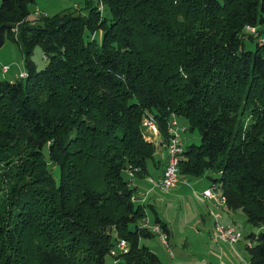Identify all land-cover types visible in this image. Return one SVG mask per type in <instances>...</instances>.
I'll list each match as a JSON object with an SVG mask.
<instances>
[{"label":"trees","instance_id":"1","mask_svg":"<svg viewBox=\"0 0 264 264\" xmlns=\"http://www.w3.org/2000/svg\"><path fill=\"white\" fill-rule=\"evenodd\" d=\"M33 1L0 0V46L26 73L0 78V264H160L130 183L155 164L142 118L165 147L170 112L199 137L179 180L215 173L224 208L261 229L247 264H264V0H84L29 18Z\"/></svg>","mask_w":264,"mask_h":264},{"label":"rangeland","instance_id":"2","mask_svg":"<svg viewBox=\"0 0 264 264\" xmlns=\"http://www.w3.org/2000/svg\"><path fill=\"white\" fill-rule=\"evenodd\" d=\"M83 1L84 0H34L33 3L28 6L30 13L29 18L41 14L50 16L65 9L72 10L78 7L81 8ZM95 1L96 0H92L93 3H95ZM260 28L264 29V23L260 25ZM95 38L98 40L97 36H95ZM29 59L34 64L36 70L40 69L45 64V59L38 45L32 48ZM3 65L7 66V71L2 73L0 70L1 79H7L13 74H16L14 77L16 78L20 71H25L22 52L18 45L12 40H5L0 46V69ZM177 122L180 128L186 127L184 120L181 118H178ZM179 139L184 147L192 143H199L196 130H189L188 128L179 131ZM214 176H216L215 173L205 171L200 177L180 179L175 187L167 191L168 194L166 197L169 201H166L167 199L165 197V200L163 199V201L159 202L160 204L156 205L155 209L159 216L165 218L171 228L168 250L160 244L158 238L155 236L140 238L139 243L147 246L154 252L160 264H169L170 262L191 264L199 256L205 254L208 247L213 248L219 244L210 240L211 217L209 214L218 215V220L223 222L220 219V209L224 206H214L211 204L213 208L210 209L209 214L206 213L203 208V202L206 200L200 196L202 190L196 188V184L198 185L201 183L205 184V186L208 185L210 182L209 178ZM147 192L148 191H141L139 194H145L146 198ZM233 213L234 226L241 232V239L232 245L220 242L223 246V250L227 251L226 256L223 255L220 259L217 255H210L207 261L208 263L206 264H247L248 255L245 244H247V242L251 244L255 242V239L250 240L248 235H257L261 229L248 224L241 210L238 209ZM145 215L147 218L153 219V214L146 206V203ZM201 218L203 222L198 223L197 221H200ZM168 251L171 253L170 257ZM197 261L200 262L198 264H204L201 263L202 260L200 259Z\"/></svg>","mask_w":264,"mask_h":264},{"label":"built area","instance_id":"3","mask_svg":"<svg viewBox=\"0 0 264 264\" xmlns=\"http://www.w3.org/2000/svg\"><path fill=\"white\" fill-rule=\"evenodd\" d=\"M98 10H101V3L98 2ZM248 31H253L252 27H246ZM2 71L7 70V66H1ZM26 73L24 70L17 74L18 78H24ZM142 128L148 129L153 133H157L156 125L151 117H143L141 120ZM178 126L177 117L173 112H170L165 124V132L167 134V141L165 145V163L163 165L160 176L153 178L146 176L145 179L151 185L152 188H156L162 192H167L170 188L175 187L179 182L178 176V159L179 154L182 151V142L179 139V131L182 130ZM129 177H132V172H127ZM200 196L211 201L214 206H222L225 203V198L219 191L217 184L211 183L207 188L203 189ZM131 201L139 204L145 203V194H137L131 196ZM213 217L212 235L211 239L214 242H222L228 245L237 243L241 237V232L231 224H225L218 220V215L211 214ZM140 226L148 229L150 232L156 235L159 242L163 247L168 248V240L165 232L160 228L158 223H148V219L145 215L140 222ZM249 245V244H248ZM127 250V243L123 239L118 240L115 245L109 250V255L114 256L116 253H125ZM109 264V263H107Z\"/></svg>","mask_w":264,"mask_h":264},{"label":"crops","instance_id":"4","mask_svg":"<svg viewBox=\"0 0 264 264\" xmlns=\"http://www.w3.org/2000/svg\"><path fill=\"white\" fill-rule=\"evenodd\" d=\"M1 70V69H0ZM7 71V70H6ZM6 71H2V73H5ZM13 76V77H12ZM16 76V74L11 75V77L9 76V78H7L8 80H12L14 79V77ZM142 136L146 141L152 142L155 145V150H154V160H155V164H152V166H149V174L147 176H151L153 178H156L158 176H160L162 169H163V165L165 163V147L164 145L160 144L161 141V137L159 136L158 133H153L148 129L143 128L142 129ZM145 177H134L132 179V182L130 183V187L133 188V195H137L139 193H141V191H148L147 192V196H146V206L151 210L152 214L155 213L156 216L159 217L160 221L165 225V234L167 236V240L169 243V239L171 237V228L169 226V223L166 221L165 218H162L159 216L158 212L156 211L155 207L157 204H160V201H163V199L165 200V197L167 196L168 192H162L156 188H152L151 185L149 183H147V181L145 180ZM198 181V180H196ZM212 182L210 181L208 185L205 186V184H196V188L203 190L205 188H207ZM195 186V185H194ZM173 188V187H172ZM150 189V190H149ZM171 189V188H170ZM166 201H169V199L166 197ZM205 200V199H204ZM144 203V205H145ZM211 201L206 200L203 202V208L205 209L206 213H210V209L213 208L211 205ZM233 215L234 213L231 211H227L224 207L220 209V219L221 221H223V223L226 224H231L234 225L233 222ZM209 216L211 217V226H210V240L211 239V235H212V224H213V217L209 214ZM148 219V223L152 224L154 223V219ZM198 223L203 222L202 218L200 221H197ZM154 236L156 237V235L154 234ZM213 242V241H212ZM214 243H219L218 245H216L213 248H207V251L205 252V254L199 256L197 259H195L194 262H192L191 264H198L200 262H198L197 260H202L201 263H208V258L210 257V255L214 256L217 255L220 259L222 258L223 255L226 256V252L225 250H223V246L222 244H220V242H214ZM248 244H250L249 242H247V244H245V247L248 246ZM168 250V248H166ZM235 252V251H233ZM169 257L171 256L170 251H168ZM156 255V254H155ZM216 257V256H215ZM169 264H178V263H169Z\"/></svg>","mask_w":264,"mask_h":264}]
</instances>
